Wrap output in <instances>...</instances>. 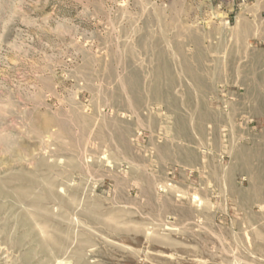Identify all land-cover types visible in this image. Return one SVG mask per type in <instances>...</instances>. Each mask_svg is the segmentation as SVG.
I'll return each instance as SVG.
<instances>
[{"label":"rangeland","instance_id":"374dc122","mask_svg":"<svg viewBox=\"0 0 264 264\" xmlns=\"http://www.w3.org/2000/svg\"><path fill=\"white\" fill-rule=\"evenodd\" d=\"M263 0H0V264H264Z\"/></svg>","mask_w":264,"mask_h":264},{"label":"crops","instance_id":"0c3cea01","mask_svg":"<svg viewBox=\"0 0 264 264\" xmlns=\"http://www.w3.org/2000/svg\"><path fill=\"white\" fill-rule=\"evenodd\" d=\"M234 37L253 53L264 57V0L255 7L251 4L241 12L234 26ZM257 62L264 64V60Z\"/></svg>","mask_w":264,"mask_h":264}]
</instances>
